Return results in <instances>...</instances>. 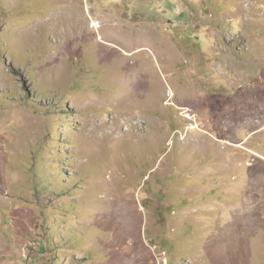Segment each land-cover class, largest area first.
Segmentation results:
<instances>
[{
    "label": "rangeland",
    "instance_id": "374dc122",
    "mask_svg": "<svg viewBox=\"0 0 264 264\" xmlns=\"http://www.w3.org/2000/svg\"><path fill=\"white\" fill-rule=\"evenodd\" d=\"M0 264H264V0H0Z\"/></svg>",
    "mask_w": 264,
    "mask_h": 264
},
{
    "label": "bare ground",
    "instance_id": "6f19581e",
    "mask_svg": "<svg viewBox=\"0 0 264 264\" xmlns=\"http://www.w3.org/2000/svg\"><path fill=\"white\" fill-rule=\"evenodd\" d=\"M134 76V75H133ZM139 76V75H138ZM148 76V75H147ZM136 78H137V76H136ZM132 79V78H131ZM138 79V78H137ZM149 82V81H148Z\"/></svg>",
    "mask_w": 264,
    "mask_h": 264
}]
</instances>
